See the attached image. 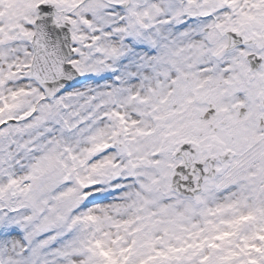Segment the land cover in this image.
Masks as SVG:
<instances>
[{
  "label": "snow or ice",
  "instance_id": "1",
  "mask_svg": "<svg viewBox=\"0 0 264 264\" xmlns=\"http://www.w3.org/2000/svg\"><path fill=\"white\" fill-rule=\"evenodd\" d=\"M0 264H264V0H0Z\"/></svg>",
  "mask_w": 264,
  "mask_h": 264
}]
</instances>
